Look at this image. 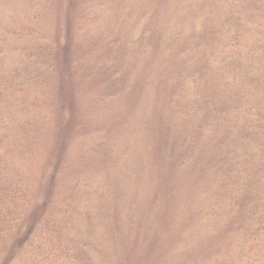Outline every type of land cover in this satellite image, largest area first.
Returning <instances> with one entry per match:
<instances>
[{"label":"rangeland","instance_id":"rangeland-1","mask_svg":"<svg viewBox=\"0 0 264 264\" xmlns=\"http://www.w3.org/2000/svg\"><path fill=\"white\" fill-rule=\"evenodd\" d=\"M258 1L0 0V187L24 179L29 196L0 264H16L33 222L63 201L59 238L78 264H264V227L244 237L209 157L182 156L186 118L207 143L218 133L212 108L195 114L192 99L223 84L212 56L264 32V17L243 21L222 47L229 14L247 20ZM41 44L55 68L45 85L25 56ZM29 137L30 151L15 150ZM94 140L101 149L82 153Z\"/></svg>","mask_w":264,"mask_h":264},{"label":"trees","instance_id":"trees-1","mask_svg":"<svg viewBox=\"0 0 264 264\" xmlns=\"http://www.w3.org/2000/svg\"><path fill=\"white\" fill-rule=\"evenodd\" d=\"M254 8L247 15V20H235L234 12L229 14L233 16V25L229 28L228 39L222 42L224 49L232 48L238 42L242 29L246 30L242 26L243 21L253 25L258 22V17H264V3L259 2ZM41 45L30 46L25 56L39 64L41 69L37 68V74H32V77L45 85L50 78L46 74L54 73L55 68L52 55L45 53H52V49ZM219 53L212 56V62L215 75L224 79L222 86L206 90L207 96L194 95L195 99H192L195 114L201 116L206 107L212 108L214 114L208 127L218 128V133L213 142L207 143L186 118L188 124L184 134L188 150L184 147L182 156L187 158V151L198 149L209 157L212 163L205 171L224 183L227 190L231 189L225 204L241 216L244 237L255 239V234L264 227V32L244 49ZM10 72L12 79H16L20 70L14 68ZM42 101L49 107L54 106V93L45 92ZM188 115L192 116V113ZM44 136V133L40 134V138ZM31 142V137L26 138L15 150L30 151ZM100 149V143L94 140L81 152L95 153ZM23 181H4L6 183L0 187V252L9 246V238L16 225L29 210V196L26 188L22 187ZM251 195L254 202L249 200ZM52 207L33 222L28 234L16 245V264H78L68 256L69 247L62 245L59 238L66 224L61 215L70 214L71 207L63 201L61 214L52 212Z\"/></svg>","mask_w":264,"mask_h":264}]
</instances>
